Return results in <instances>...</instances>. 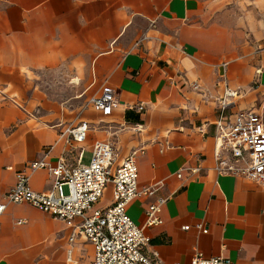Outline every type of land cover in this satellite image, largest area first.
I'll return each instance as SVG.
<instances>
[{"label":"crops","instance_id":"crops-1","mask_svg":"<svg viewBox=\"0 0 264 264\" xmlns=\"http://www.w3.org/2000/svg\"><path fill=\"white\" fill-rule=\"evenodd\" d=\"M60 79L72 89L97 86L93 96L109 87L118 105L109 116L91 103L70 113L81 95L64 100V109L46 90ZM226 88L238 92L228 115L259 110L264 0H0V204L19 172L30 174L34 191L52 189L49 171L30 173V162L64 157L75 166L81 153L82 163L90 161L96 142H111L117 164L143 150L139 185L157 187L127 208L145 227L150 257L191 264L200 252L264 264V187L214 170ZM82 123L86 140L69 142L67 130ZM158 197L167 199L163 222L146 227V209ZM112 202L109 185L99 206ZM71 233L29 204H10L0 215V264H92L93 246L71 243Z\"/></svg>","mask_w":264,"mask_h":264},{"label":"built area","instance_id":"built-area-1","mask_svg":"<svg viewBox=\"0 0 264 264\" xmlns=\"http://www.w3.org/2000/svg\"><path fill=\"white\" fill-rule=\"evenodd\" d=\"M262 69L257 70L260 75ZM195 88H199L198 85ZM237 91L226 88L219 101V115L215 123L214 170L219 175H232L250 179L264 187V100L259 110H241L228 115L229 98ZM91 105L103 115L109 116L118 105L113 89L104 87L90 99ZM144 111V105L136 106ZM88 125L82 123L67 130L69 142L83 143L87 138ZM133 151L117 164V152L111 142L94 144L89 164H83V154L75 166L61 158L50 165L45 159L32 161L28 170H48L53 187L49 192L34 191L30 185V174L19 172L15 185L4 195L0 204V215L10 204H29L64 222L72 229L70 242L83 238L94 248L92 264H162L155 254L150 257L146 247L150 238L145 227L137 225L127 212L128 205L136 199L152 197L156 186L139 185L138 155ZM193 173L200 169H193ZM178 177H182L179 173ZM113 187V202L100 207L108 186ZM67 188V192L66 189ZM167 199L158 197L146 209V227L162 224L161 211ZM22 221H19V224ZM185 226V230H189ZM203 233L208 228L199 224ZM191 264H241L223 257L206 258L196 253Z\"/></svg>","mask_w":264,"mask_h":264},{"label":"rangeland","instance_id":"rangeland-1","mask_svg":"<svg viewBox=\"0 0 264 264\" xmlns=\"http://www.w3.org/2000/svg\"><path fill=\"white\" fill-rule=\"evenodd\" d=\"M237 12H239V9L234 7L233 9H230L229 16L230 15L236 16ZM98 89L99 88L97 86H90L88 88L76 87L72 89L71 87L64 84L61 79L58 82L57 87L55 88L51 89L49 88V86H46V90L50 93V96L52 98H57V100H59L60 102V106L63 107L64 109L67 108V104L63 103L64 100H66L72 94L75 96L81 95L80 98L76 99L73 104L68 105L69 109L71 110L70 113H74V114H77L81 111L91 108L89 100ZM89 162L90 161L88 159H85L83 161L84 164H89ZM65 190L67 192V188Z\"/></svg>","mask_w":264,"mask_h":264}]
</instances>
